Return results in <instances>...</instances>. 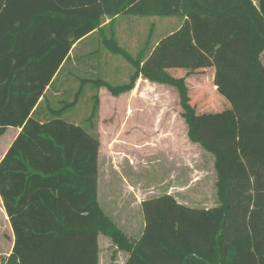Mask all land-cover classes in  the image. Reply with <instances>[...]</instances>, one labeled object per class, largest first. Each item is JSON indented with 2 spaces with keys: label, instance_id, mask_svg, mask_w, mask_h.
Segmentation results:
<instances>
[{
  "label": "trees",
  "instance_id": "obj_1",
  "mask_svg": "<svg viewBox=\"0 0 264 264\" xmlns=\"http://www.w3.org/2000/svg\"><path fill=\"white\" fill-rule=\"evenodd\" d=\"M122 15L179 17L181 25L152 47L150 35L134 55L117 37ZM96 32L133 70L120 84L82 78L96 89L90 126L100 88L130 92L141 76L177 90L188 139L215 159L217 204L191 207L169 193L145 199L137 240L100 204L99 136L63 119L82 89L62 105L49 100L66 65L81 60L72 59L74 46ZM263 51L264 0H0V137L21 129L0 161V196L14 233L0 264H99V234L128 252L126 264H264ZM212 67L247 132L242 138L200 135L187 76L170 72Z\"/></svg>",
  "mask_w": 264,
  "mask_h": 264
},
{
  "label": "rangeland",
  "instance_id": "obj_2",
  "mask_svg": "<svg viewBox=\"0 0 264 264\" xmlns=\"http://www.w3.org/2000/svg\"><path fill=\"white\" fill-rule=\"evenodd\" d=\"M109 21L107 17L105 24ZM180 25L179 17L122 15L117 18L116 30L120 45L135 55L150 35L152 47ZM101 39V34L96 32L72 50V59L80 57L81 60L66 65L57 82L61 88L59 94L53 95L50 91L49 100L56 105L57 98L62 105L73 101L82 89L78 102L67 110L63 119L88 127L99 136L98 197L103 210L116 224L124 225L128 216L136 214L139 202L163 194L169 184L179 190L178 194L182 193L179 195L182 199L191 198L194 205L209 207L215 197L211 173L214 158L188 139L174 87L141 76L130 92L114 95L102 87L97 118L93 126L87 122L96 89L91 83L82 86V78L101 76L112 84H120L128 80L133 70L126 59L104 48ZM261 59L264 63V51ZM170 72L187 76L191 100L197 108L200 135L213 142L221 132L224 133L221 139L226 140L247 134L239 131L238 118L220 93L222 85L216 80L214 67L192 73L179 69ZM12 135L13 128H10L0 138V161ZM99 235V264H112L111 241ZM13 242L11 226L1 218L0 260L10 255Z\"/></svg>",
  "mask_w": 264,
  "mask_h": 264
},
{
  "label": "crops",
  "instance_id": "obj_3",
  "mask_svg": "<svg viewBox=\"0 0 264 264\" xmlns=\"http://www.w3.org/2000/svg\"><path fill=\"white\" fill-rule=\"evenodd\" d=\"M79 43H77L76 45H78ZM76 45L74 46L73 50L75 49ZM71 54H72V51H71ZM10 128H13V135H12V138L11 140L8 141V143L4 146L6 147V152L7 150L9 149V147L11 146L12 142L15 140V138L17 137V135L19 134V132L21 131L20 128H16V127H9L6 131V133L8 132V130ZM5 133V134H6ZM4 134V135H5ZM3 135V136H4ZM2 136V137H3ZM1 138V137H0ZM5 152V153H6ZM5 155V154H4ZM213 156V155H212ZM4 157V156H3ZM214 158V156H213ZM2 160V159H1ZM214 163H215V159H214ZM213 173V180H214V199H212V202H210V206L209 207H212V206H215L218 202V198H217V189H216V181H217V173H216V170H215V164H214V167H213V170L212 172ZM170 187L167 191H165L166 193H169V194H172L173 196H175V198L180 202V203H183L187 206H191V207H198L196 205H194L192 203V201L190 199H182L179 195L181 194H178L180 192L177 191V189H175L174 186H172L171 184H169ZM182 189V188H181ZM180 189V190H181ZM164 192V193H165ZM185 194V193H183ZM142 202V201H141ZM141 202L138 203V206H137V212L135 215H131V216H128L127 217V223L124 224V225H119L117 224L127 235L129 238H131L132 240H137L142 231H143V228L145 226V220H144V216H143V212H142V209H141ZM214 202V203H213ZM193 204V205H192ZM207 207V208H209ZM198 208H201V207H198ZM5 219L6 223L7 224H10V220H9V217L6 213V210L4 208V205H3V201H2V198L0 196V219ZM117 223V222H115ZM11 226V224H10ZM11 234L13 236V240H14V233H13V230H12V227H11ZM100 237V235H99ZM99 237H98V243H99ZM109 241H111L110 238H108ZM111 245L113 247V251L110 255V263L112 264H126V260L128 258V252L126 251H121V250H118L117 247L113 244V242L111 241ZM13 246H14V242H13ZM13 249V248H12ZM12 252V251H11Z\"/></svg>",
  "mask_w": 264,
  "mask_h": 264
},
{
  "label": "water",
  "instance_id": "obj_4",
  "mask_svg": "<svg viewBox=\"0 0 264 264\" xmlns=\"http://www.w3.org/2000/svg\"><path fill=\"white\" fill-rule=\"evenodd\" d=\"M38 94H39L40 96H42V95H43V92H39Z\"/></svg>",
  "mask_w": 264,
  "mask_h": 264
}]
</instances>
